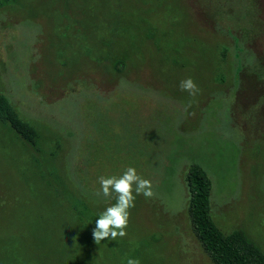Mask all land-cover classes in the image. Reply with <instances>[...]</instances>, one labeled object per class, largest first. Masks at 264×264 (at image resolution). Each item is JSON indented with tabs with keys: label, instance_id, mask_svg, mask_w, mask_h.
I'll list each match as a JSON object with an SVG mask.
<instances>
[{
	"label": "rangeland",
	"instance_id": "1",
	"mask_svg": "<svg viewBox=\"0 0 264 264\" xmlns=\"http://www.w3.org/2000/svg\"><path fill=\"white\" fill-rule=\"evenodd\" d=\"M0 92L23 128L0 119V264H212L190 163L264 258V0H0ZM129 167L154 196L96 244L99 178Z\"/></svg>",
	"mask_w": 264,
	"mask_h": 264
},
{
	"label": "trees",
	"instance_id": "2",
	"mask_svg": "<svg viewBox=\"0 0 264 264\" xmlns=\"http://www.w3.org/2000/svg\"><path fill=\"white\" fill-rule=\"evenodd\" d=\"M0 119L21 131L16 113L0 92ZM186 212L190 229L212 264H264L258 250L239 231L222 234L209 216L210 182L205 171L190 163L185 173Z\"/></svg>",
	"mask_w": 264,
	"mask_h": 264
},
{
	"label": "clouds",
	"instance_id": "3",
	"mask_svg": "<svg viewBox=\"0 0 264 264\" xmlns=\"http://www.w3.org/2000/svg\"><path fill=\"white\" fill-rule=\"evenodd\" d=\"M180 89L187 91L190 95H195L199 89L191 78L180 82ZM100 192L104 197H110L116 194V203L107 207L96 219L95 227L92 230V237L96 244L102 240H115L118 236L126 235L125 229L128 225L129 209L134 207L135 192L136 195H143L145 198H152L151 181L141 178L135 168L129 167L119 177H100ZM135 186V187H134ZM127 264H140L139 260L129 258Z\"/></svg>",
	"mask_w": 264,
	"mask_h": 264
}]
</instances>
